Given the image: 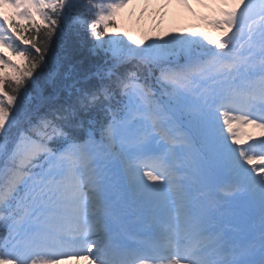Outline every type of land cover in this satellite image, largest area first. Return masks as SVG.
Returning a JSON list of instances; mask_svg holds the SVG:
<instances>
[{"label": "snow or ice", "instance_id": "snow-or-ice-1", "mask_svg": "<svg viewBox=\"0 0 264 264\" xmlns=\"http://www.w3.org/2000/svg\"><path fill=\"white\" fill-rule=\"evenodd\" d=\"M127 3L0 0V264H264V0L106 34ZM61 21L92 71L52 54Z\"/></svg>", "mask_w": 264, "mask_h": 264}, {"label": "rangeland", "instance_id": "rangeland-1", "mask_svg": "<svg viewBox=\"0 0 264 264\" xmlns=\"http://www.w3.org/2000/svg\"><path fill=\"white\" fill-rule=\"evenodd\" d=\"M144 2L146 1L134 0L131 4H128L130 5L129 8L124 6L121 11L116 12L114 16L116 17L114 20L116 27L107 29V34H118L121 30L125 32L128 28H136L137 33L141 35V39L146 37L153 38L152 35L159 37L165 33L179 34L197 31L198 28L195 26L183 27L181 25V22L185 19L189 23H194L197 20L193 16V14L199 16V5L195 1L188 0L192 8L191 12L180 7L175 1H172L168 6H163L159 0H154V8H149V4ZM183 17L185 18L181 21ZM186 28L188 31L182 30Z\"/></svg>", "mask_w": 264, "mask_h": 264}, {"label": "trees", "instance_id": "trees-1", "mask_svg": "<svg viewBox=\"0 0 264 264\" xmlns=\"http://www.w3.org/2000/svg\"><path fill=\"white\" fill-rule=\"evenodd\" d=\"M89 41H91L90 38L88 36L84 37V35H79L68 41V59L80 72L89 71L91 68L93 69L95 64L100 62L99 57L90 55V47L87 46ZM49 47L51 52L55 53L56 43L54 38L50 41Z\"/></svg>", "mask_w": 264, "mask_h": 264}]
</instances>
